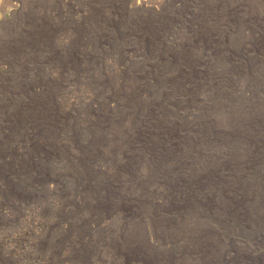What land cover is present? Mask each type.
Wrapping results in <instances>:
<instances>
[{
	"label": "rangeland",
	"instance_id": "1",
	"mask_svg": "<svg viewBox=\"0 0 264 264\" xmlns=\"http://www.w3.org/2000/svg\"><path fill=\"white\" fill-rule=\"evenodd\" d=\"M0 264H264V0H0Z\"/></svg>",
	"mask_w": 264,
	"mask_h": 264
},
{
	"label": "bare ground",
	"instance_id": "2",
	"mask_svg": "<svg viewBox=\"0 0 264 264\" xmlns=\"http://www.w3.org/2000/svg\"><path fill=\"white\" fill-rule=\"evenodd\" d=\"M44 90V89H43ZM42 91V90H41Z\"/></svg>",
	"mask_w": 264,
	"mask_h": 264
}]
</instances>
